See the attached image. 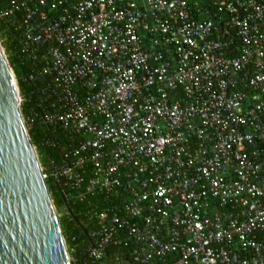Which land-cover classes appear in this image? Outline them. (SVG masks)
I'll use <instances>...</instances> for the list:
<instances>
[{
    "label": "built area",
    "instance_id": "obj_1",
    "mask_svg": "<svg viewBox=\"0 0 264 264\" xmlns=\"http://www.w3.org/2000/svg\"><path fill=\"white\" fill-rule=\"evenodd\" d=\"M0 24L86 264H264V0H7Z\"/></svg>",
    "mask_w": 264,
    "mask_h": 264
},
{
    "label": "water",
    "instance_id": "obj_2",
    "mask_svg": "<svg viewBox=\"0 0 264 264\" xmlns=\"http://www.w3.org/2000/svg\"><path fill=\"white\" fill-rule=\"evenodd\" d=\"M64 210L80 229L62 192ZM85 249L79 258L87 257ZM0 264H69L57 216L19 113L18 91L0 48Z\"/></svg>",
    "mask_w": 264,
    "mask_h": 264
},
{
    "label": "trees",
    "instance_id": "obj_3",
    "mask_svg": "<svg viewBox=\"0 0 264 264\" xmlns=\"http://www.w3.org/2000/svg\"><path fill=\"white\" fill-rule=\"evenodd\" d=\"M6 1L7 0H0V8L5 6ZM11 34L10 29L4 28L0 24V44L5 49L7 63L12 71L19 95L23 101L21 110H25L34 105L35 95L31 93V88L22 81V76L25 74V71L11 55L12 51L15 49ZM27 135L44 174H48L53 169H57L61 166V153L64 147L66 148L65 138L62 133L58 131L52 133L51 130L40 125L37 121L32 120L30 128L27 130ZM44 182L52 204L56 208L57 221L64 243L67 246L76 245L74 264H82L79 258L81 253L86 249V241L82 232L74 224L71 217L68 216L60 201V190H62L64 194L65 192L63 189H59L50 179ZM68 206L71 214L77 219L83 229L87 233H90V227L86 225V221L79 213L80 206L71 204H68ZM83 264H86V258L83 260Z\"/></svg>",
    "mask_w": 264,
    "mask_h": 264
},
{
    "label": "rangeland",
    "instance_id": "obj_4",
    "mask_svg": "<svg viewBox=\"0 0 264 264\" xmlns=\"http://www.w3.org/2000/svg\"><path fill=\"white\" fill-rule=\"evenodd\" d=\"M0 48H1V50H2V52H3V55L5 56V59L7 60V54H6V52H5V49H4V47L0 44ZM14 77V76H13ZM17 90H18V88H17ZM20 98V97H19ZM38 160V159H37ZM39 163V162H38ZM39 167H40V165H39ZM40 170L41 171H43L42 170V168L40 167ZM53 205V204H52ZM53 208H54V211H55V214H56V208H55V206L53 205ZM61 231V230H60ZM64 241V240H63ZM64 245H65V243H64ZM65 249L67 250V245H65ZM73 259H71V257L68 255V261H69V264H73V261H72Z\"/></svg>",
    "mask_w": 264,
    "mask_h": 264
}]
</instances>
